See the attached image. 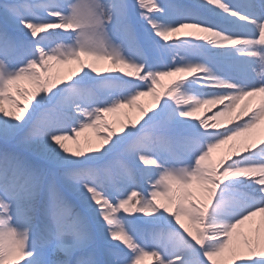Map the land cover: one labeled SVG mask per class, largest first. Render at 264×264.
<instances>
[{
	"label": "snow or ice",
	"instance_id": "snow-or-ice-1",
	"mask_svg": "<svg viewBox=\"0 0 264 264\" xmlns=\"http://www.w3.org/2000/svg\"><path fill=\"white\" fill-rule=\"evenodd\" d=\"M262 126L264 0H0V264H264Z\"/></svg>",
	"mask_w": 264,
	"mask_h": 264
},
{
	"label": "bare ground",
	"instance_id": "bare-ground-1",
	"mask_svg": "<svg viewBox=\"0 0 264 264\" xmlns=\"http://www.w3.org/2000/svg\"><path fill=\"white\" fill-rule=\"evenodd\" d=\"M97 66L103 68L105 66H108V62L100 61V62H98ZM162 79L165 82H167L170 78L164 77ZM139 102L143 103L147 107L152 103V98L150 96H144V97L140 98ZM256 102H257V100L254 99L253 103H256ZM123 112H128L133 117V119H135L136 116L139 115L138 109H136V108H125V109L120 110V112H118V113L108 114V120L110 122H115L117 127H118L119 126V120L124 118L122 115ZM201 113H204V109H201ZM201 113H197V114L199 115ZM225 125H227V123ZM262 129H264V126H262ZM257 131L258 130H253V133H250L249 135L255 134ZM85 137H90L93 141L96 140V134L92 129L85 130V132L81 133V136L79 138L81 143L84 142ZM68 143L70 146L73 147L74 143L72 141H69ZM231 143H232V141H229L226 144L219 146L217 149H214L213 150V158L218 159L220 156L224 155L227 152L228 144H231ZM147 260L150 261L148 258H146V260L143 262V264H151V261L149 263Z\"/></svg>",
	"mask_w": 264,
	"mask_h": 264
},
{
	"label": "rangeland",
	"instance_id": "rangeland-1",
	"mask_svg": "<svg viewBox=\"0 0 264 264\" xmlns=\"http://www.w3.org/2000/svg\"><path fill=\"white\" fill-rule=\"evenodd\" d=\"M220 123H222V124H226V123H227V120H226L225 118H221ZM74 146H75V145H73V147H74Z\"/></svg>",
	"mask_w": 264,
	"mask_h": 264
}]
</instances>
